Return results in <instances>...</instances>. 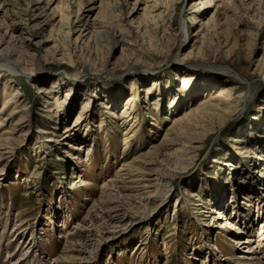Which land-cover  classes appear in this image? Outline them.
<instances>
[{
	"label": "rangeland",
	"instance_id": "374dc122",
	"mask_svg": "<svg viewBox=\"0 0 264 264\" xmlns=\"http://www.w3.org/2000/svg\"><path fill=\"white\" fill-rule=\"evenodd\" d=\"M0 51V264H264V0H0Z\"/></svg>",
	"mask_w": 264,
	"mask_h": 264
},
{
	"label": "bare ground",
	"instance_id": "6f19581e",
	"mask_svg": "<svg viewBox=\"0 0 264 264\" xmlns=\"http://www.w3.org/2000/svg\"><path fill=\"white\" fill-rule=\"evenodd\" d=\"M0 55H2L4 57L6 55V52L0 51ZM15 62L19 65V64L22 63V60H16ZM3 67H5V66H3ZM7 67H11V66H9V64H8ZM12 69L15 70V69H17V67L15 66V67H12L11 69L9 68L8 71L14 73ZM188 81H189L188 77H186V79L184 80L185 88L186 87H188V88L191 87L190 84H188ZM38 89H39V91H38L39 94H52V91H50V90L49 91H44L45 89L44 90H42L40 88H38ZM231 91H233V89ZM224 95H219V96L215 97L213 101H210V102L206 101L207 99L205 101L203 100L202 104L192 114H190L188 117H186V119H187L186 121L187 122H185L183 120H181V121L179 120L175 127L181 126L182 127L181 132H183L185 130V133L187 134L188 131H190L192 129H197L199 127V125H201L203 122L206 121L207 118L214 117V115H216V116L220 115L221 116L222 112L230 111L227 108V107H229L228 106L229 103H228L227 96L226 95L224 96ZM14 98L15 97H13L11 99H6L7 100L6 105H8L9 103L11 104V102L13 101ZM212 98L213 97H211V99ZM222 98H224V99H222ZM225 102H226V104H225ZM15 110H17V109H14V111ZM2 125H3V121L1 120L0 121V126H2ZM244 149H246V148H244ZM246 242L248 243L250 241H246ZM26 254H23V256H25Z\"/></svg>",
	"mask_w": 264,
	"mask_h": 264
}]
</instances>
